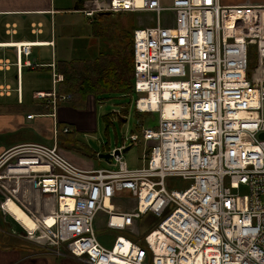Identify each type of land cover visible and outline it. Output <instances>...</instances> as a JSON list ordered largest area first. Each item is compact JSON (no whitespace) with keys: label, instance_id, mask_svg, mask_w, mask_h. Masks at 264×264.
Returning <instances> with one entry per match:
<instances>
[{"label":"built area","instance_id":"built-area-1","mask_svg":"<svg viewBox=\"0 0 264 264\" xmlns=\"http://www.w3.org/2000/svg\"><path fill=\"white\" fill-rule=\"evenodd\" d=\"M86 1L91 7L78 12L90 22L105 12L154 15L151 26L133 30L131 52L135 110L155 114L156 124L141 126L139 136L110 152L118 153L112 170H81L56 142L7 151L0 157L4 217L17 224L4 208L10 199L34 223L25 238L30 244L83 264H264V72L252 81L248 61L256 45L261 69L264 7ZM62 79L54 75V85ZM50 96L56 97L34 95ZM69 99L58 96L53 104ZM167 105L171 117L164 115ZM128 142L145 148L140 167L128 168L123 159ZM125 191L133 198L129 211L117 204ZM38 192L53 197L44 214L34 205ZM147 214L159 222L136 241L129 232ZM99 220L122 233L110 246L96 236Z\"/></svg>","mask_w":264,"mask_h":264},{"label":"crops","instance_id":"crops-1","mask_svg":"<svg viewBox=\"0 0 264 264\" xmlns=\"http://www.w3.org/2000/svg\"><path fill=\"white\" fill-rule=\"evenodd\" d=\"M118 3L119 0H115L114 4ZM220 3L225 6L264 7V0H220ZM68 4L69 2L65 3L63 0H0V157L7 151L25 144H40L36 142L39 141L37 136L43 133L44 126L46 133L52 135L57 136L56 130L59 128H67L69 132L65 134H73V126L83 118L82 114L86 108L89 110V102L85 105L87 99L76 101L73 97L74 101L56 100L53 104L58 96L67 95L58 92L60 82L54 85V75L62 76L59 74L64 67L61 62L79 59L93 63L100 55L110 54L108 49H111L112 44L108 42L109 35L105 34V25L101 26L95 17L92 22L84 17L87 24L92 26L91 33L87 32L79 21L70 19L69 16L74 14L69 11L76 10L75 7L71 10L64 9L63 7ZM28 49L29 55L25 53ZM113 50L110 57L116 54ZM38 81L47 85L39 88L38 83H35ZM38 92L51 95L55 93L56 97L38 100L34 97ZM28 116L31 118L27 119ZM72 139L75 140L76 137L73 136ZM56 142L57 149L79 169L84 171L99 169L95 168L91 161V158H98L97 152L91 150L89 153L91 157H87L72 151L71 146L66 145L67 142L61 143L58 139ZM54 144L53 142L51 146ZM52 198L38 192L34 205L39 213L48 212L49 205L53 203ZM3 199L4 194L0 191V201ZM22 201L26 205L31 203L25 197H22ZM4 208L17 222L15 226L5 224L10 218L4 217L0 210V219L6 225V229H15L14 234L24 238L32 234L31 231L35 228L33 221L15 202L6 200ZM156 222L155 217L147 214L136 223L135 229L138 233H143L151 226H156ZM27 246L24 245L29 249L27 254L16 258L14 253L5 252L1 243L0 264H83L67 255H58L33 244L30 246L35 247L36 251H33L35 248Z\"/></svg>","mask_w":264,"mask_h":264},{"label":"rangeland","instance_id":"rangeland-1","mask_svg":"<svg viewBox=\"0 0 264 264\" xmlns=\"http://www.w3.org/2000/svg\"><path fill=\"white\" fill-rule=\"evenodd\" d=\"M63 1L65 3L69 2V4L64 6L63 8L71 10L75 7V3L77 0ZM84 6L91 7V4L89 3V1H86ZM69 12L71 14H74L72 16H69L70 19L79 21V23L83 25L85 30L91 33L92 26L87 24V21L82 14H75L78 13V11ZM163 15L164 14H162V16ZM153 17L154 15L150 13H112L108 15L103 14L101 16H95L96 21L100 23L101 26L105 25V34L109 35L110 40L108 42H111V48L114 49L113 51H115L116 53L118 49H123L122 51L124 55H127L129 51L127 37L132 31L131 29L151 26ZM257 50L258 48L256 45L249 47V75L252 81H256L257 77H261L264 72V59L262 60L261 69H259ZM48 77L50 78V76ZM35 83H38V85L40 86L39 88H44L43 85H47L41 84V82L39 81ZM30 92L31 90L28 91V93ZM138 97L139 96L134 91L127 95L119 92H104L102 94L89 95L86 97L87 101L85 103V105H88L89 102V110L86 108L85 112L82 114L83 118L78 120L76 126H73V134L59 133L57 134V138V136L52 135V133H46V129L44 126L43 133H40L41 135L37 136V138H39V141L36 142L45 146H51L53 142L55 143L57 139H59L61 143L67 142L66 145L71 146L72 151L80 150L82 153L88 154L92 150L93 152H97L98 154H109L117 147H120L123 143V140L129 135L135 134L139 136L141 126L150 127L156 124L157 116L155 114L139 115V113L136 112L135 101ZM67 104L69 103L67 102ZM73 136L76 137L75 140L72 139ZM71 141L72 144H69V142L71 143ZM127 147H130L129 142L126 144V148ZM144 153L145 148L143 144L130 147V149L127 150L123 155V159L127 163L128 168L140 167L142 164L141 157ZM91 161L93 162L95 168L109 170L115 168L113 159L105 161L99 158H91ZM171 182L172 184H178V181ZM188 184V182H184V186H187ZM242 195L243 199L245 200L246 194L242 193ZM123 200H128L129 202L124 204ZM117 204H119V209L121 211H129L134 205L133 198L131 197L130 193L125 191L121 193ZM157 222H159V220H157ZM5 224H12L14 226L16 225V223L10 219H7L5 221ZM5 224L3 221L1 222L0 219V245L2 243L3 250L5 252L10 251L14 253L16 258L25 256L29 249H26L24 245L30 246L32 244H30L24 237H19L18 235L14 234V232L16 233L15 229H6ZM96 225V236L104 246H110L113 242L114 237L118 234H122L102 228V222L100 220ZM154 226H151L148 230L152 229ZM147 231L138 233L134 228L133 232H129V234L134 236V240L138 241L142 240V238L148 233ZM28 246L27 248H29ZM2 248L0 247L1 251ZM30 248L35 247L30 246ZM33 251H36V248Z\"/></svg>","mask_w":264,"mask_h":264},{"label":"trees","instance_id":"trees-1","mask_svg":"<svg viewBox=\"0 0 264 264\" xmlns=\"http://www.w3.org/2000/svg\"><path fill=\"white\" fill-rule=\"evenodd\" d=\"M131 30L127 37L129 45L127 55L123 54V49H118L116 54L110 57V54L113 55L111 48L108 49L110 54L100 55L93 63L79 59L61 62L64 67L59 74H62L63 80L59 83L58 92L70 95L71 98L69 100L72 101V97L76 101L79 99L85 100L89 95L102 94L104 92H119L125 95L132 93L133 61L131 36L134 28ZM139 115H144V113H139ZM62 129L59 128L57 134L62 133ZM76 151L84 156H90L89 153H82L80 150Z\"/></svg>","mask_w":264,"mask_h":264},{"label":"water","instance_id":"water-1","mask_svg":"<svg viewBox=\"0 0 264 264\" xmlns=\"http://www.w3.org/2000/svg\"><path fill=\"white\" fill-rule=\"evenodd\" d=\"M84 4H85V0H77L76 1V4H75V9L74 10H76V11H79V10H82L85 6H84ZM108 15V14H110V13H108V12H105V13H102V15ZM259 137L261 138V139H264V133H261L260 135H259ZM130 149V147H127L126 149H125V151H127V150H129ZM118 153H117V151H115L114 152V154L112 153H109V154H99L98 155V158L99 159H103V160H105V161H109L114 155H117Z\"/></svg>","mask_w":264,"mask_h":264},{"label":"bare ground","instance_id":"bare-ground-1","mask_svg":"<svg viewBox=\"0 0 264 264\" xmlns=\"http://www.w3.org/2000/svg\"><path fill=\"white\" fill-rule=\"evenodd\" d=\"M115 2V0H113V3ZM261 21L263 22V24H264V12H263V14H262V17H261ZM257 25V24H256ZM3 46V45H2ZM173 107L172 106H166L165 107V109H164V115H168V116H170L171 117V109H172Z\"/></svg>","mask_w":264,"mask_h":264}]
</instances>
